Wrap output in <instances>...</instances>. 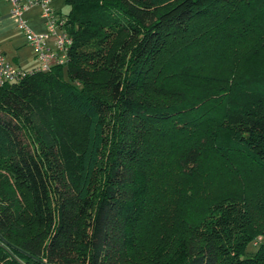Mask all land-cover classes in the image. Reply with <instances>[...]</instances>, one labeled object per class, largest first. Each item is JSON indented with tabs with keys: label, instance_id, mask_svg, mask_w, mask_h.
<instances>
[{
	"label": "trees",
	"instance_id": "16d2710c",
	"mask_svg": "<svg viewBox=\"0 0 264 264\" xmlns=\"http://www.w3.org/2000/svg\"><path fill=\"white\" fill-rule=\"evenodd\" d=\"M65 3L0 85V264H264V0Z\"/></svg>",
	"mask_w": 264,
	"mask_h": 264
},
{
	"label": "built area",
	"instance_id": "2783aa9c",
	"mask_svg": "<svg viewBox=\"0 0 264 264\" xmlns=\"http://www.w3.org/2000/svg\"><path fill=\"white\" fill-rule=\"evenodd\" d=\"M9 12L15 26L23 33L27 44L33 48L39 65L30 71L49 70L54 65H64L68 60V51L73 38L66 28L67 18L57 13L51 5V0H7ZM38 5L44 30L32 29L25 17V12ZM17 68L5 54L0 52V85L17 82L27 72Z\"/></svg>",
	"mask_w": 264,
	"mask_h": 264
},
{
	"label": "crops",
	"instance_id": "0c3cea01",
	"mask_svg": "<svg viewBox=\"0 0 264 264\" xmlns=\"http://www.w3.org/2000/svg\"><path fill=\"white\" fill-rule=\"evenodd\" d=\"M51 5L56 12L58 8L68 5L65 0H51ZM10 6L7 0H0V52L11 56L12 63L20 62L21 60V44L26 42L21 30H19L14 23L13 18L9 12ZM41 10L38 5L30 8L25 12V17L28 20L30 27L36 31L44 30V24L41 17ZM61 12H59L60 14ZM62 14V13H61ZM27 43V42H26Z\"/></svg>",
	"mask_w": 264,
	"mask_h": 264
},
{
	"label": "rangeland",
	"instance_id": "374dc122",
	"mask_svg": "<svg viewBox=\"0 0 264 264\" xmlns=\"http://www.w3.org/2000/svg\"><path fill=\"white\" fill-rule=\"evenodd\" d=\"M57 11L61 12L62 15H67V13L69 12V7L64 5L63 7L58 8ZM59 12H57V13H59ZM20 48H21V60H20V62H18V63L14 62L13 64L17 68L22 69V70H26V71H30V70H33L34 68H36L39 65V63L35 57V53H34L33 48L30 47L26 42L22 43ZM7 57L9 60L11 59L10 55L9 56L7 55ZM11 61H13V60L11 59ZM261 240H262V238L259 237L257 240L252 241L248 246V251H254L257 248V246Z\"/></svg>",
	"mask_w": 264,
	"mask_h": 264
}]
</instances>
